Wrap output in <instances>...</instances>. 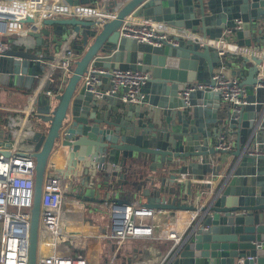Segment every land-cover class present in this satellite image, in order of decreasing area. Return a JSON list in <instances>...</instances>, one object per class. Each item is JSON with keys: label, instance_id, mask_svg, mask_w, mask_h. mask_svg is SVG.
<instances>
[{"label": "water", "instance_id": "95a60500", "mask_svg": "<svg viewBox=\"0 0 264 264\" xmlns=\"http://www.w3.org/2000/svg\"><path fill=\"white\" fill-rule=\"evenodd\" d=\"M59 2L72 10L103 6L101 0ZM103 12L114 15L92 18L70 12L43 18L31 33L35 50L11 48L0 57V87L27 102L21 111L26 120L20 143L36 159L28 264L37 263L43 182L48 161L60 145L72 149L69 170L86 189L78 195L83 201L129 203L131 199L111 195L122 189L124 172L135 173L148 164L150 170L162 168L164 176L144 180L153 185L145 188L143 182L145 206L186 216L208 198L186 236L181 264H236L237 258L247 256L264 264V154L250 153L255 143L264 142V78H259L263 60L247 58L241 79L247 103L240 114L228 105L221 107L215 91L193 92L188 102L179 96L190 83L214 84L213 71L228 64V57L219 53L225 45L263 47L264 0L115 1ZM130 17L170 24L197 38L174 35L177 44L161 46L124 38L120 28ZM24 21L35 23L30 17ZM69 38L75 58L72 72L52 73L55 80L48 79L34 96L55 59L41 47H61ZM91 65L148 72L151 78L141 87L140 102H123L125 89L95 98L83 83ZM98 76L106 83L99 89H111V75ZM49 89L51 95L46 94ZM211 97L214 103L207 101ZM224 131L236 135L229 163L213 142ZM7 134L10 140L11 131Z\"/></svg>", "mask_w": 264, "mask_h": 264}, {"label": "built area", "instance_id": "2783aa9c", "mask_svg": "<svg viewBox=\"0 0 264 264\" xmlns=\"http://www.w3.org/2000/svg\"><path fill=\"white\" fill-rule=\"evenodd\" d=\"M0 0V57L5 56L11 48L24 47L27 50H35V40L31 36L34 25L46 17H56L61 12H51L48 7L62 4L60 0ZM112 2L114 0H102ZM127 2L129 0H120ZM83 8L80 7L77 9ZM88 9V8H87ZM74 12L69 8V12ZM77 13V12H74ZM79 14V13H77ZM81 16V14H79ZM86 15V14H83ZM109 18L114 15L106 14ZM88 16V15H87ZM35 19V23H26V18ZM236 27H240V22ZM120 35L124 38L135 39L140 43L161 46L164 42L177 44L174 35L197 38L180 28L166 23L147 20L142 17H130L120 28ZM58 51L54 60L49 62L48 73L61 72L70 74L73 70L74 59L70 50V42ZM209 44L214 43L208 41ZM203 44V41H202ZM228 45L219 51L223 56L228 51ZM236 51L245 54L251 51L263 60L259 69V78H264V45L262 48L235 47ZM47 74V73H46ZM111 75V89L100 90V84L106 85L98 75ZM151 78L148 72L138 69L105 68L91 65L84 77V85L96 98L110 95L118 90H124L122 100L125 103H138L141 100V87ZM211 83H190L179 93L186 102L190 95L196 91H215L220 94L225 106L240 114L246 105L245 87L241 79L231 75L227 68L220 67L213 71ZM43 87V85H42ZM37 94V85L34 96ZM51 95V90H46ZM22 116L14 123L11 131L12 138L7 139V132L0 138V264H28L29 262V238L32 206L34 201L35 165L34 153L25 150L21 146L22 125L26 116ZM19 126V128H18ZM264 142L255 143L251 154H264L259 146ZM235 137L231 132L219 134L216 146L217 150L229 153L234 150ZM72 149L67 146H58L48 161L43 182V194L41 200V214L39 220L38 256L36 264H116L115 260L119 250L129 240L148 239L159 241H173L170 250L160 258L159 264H181V252L193 221L199 213V207L203 206L207 199L197 202V209L185 212L186 216L174 213L165 216L162 210L152 209L138 200L132 198L129 203L113 204L108 201L99 204L102 207L100 213L105 214L95 221L86 217V210L82 202L72 198L74 186L70 181L69 170L72 159ZM209 180H201L208 182ZM142 184L139 183L141 189ZM212 182V181H211ZM214 184L215 181H213ZM70 197V198H69ZM137 200L136 202L134 201ZM80 211V212H79ZM167 227V229L165 228ZM89 242L99 245L95 256L91 257L93 248ZM77 248H83L87 254L77 255ZM259 264L253 256L239 257L236 264Z\"/></svg>", "mask_w": 264, "mask_h": 264}, {"label": "crops", "instance_id": "0c3cea01", "mask_svg": "<svg viewBox=\"0 0 264 264\" xmlns=\"http://www.w3.org/2000/svg\"><path fill=\"white\" fill-rule=\"evenodd\" d=\"M115 1L119 2V4L124 3V1H120V0H114V1H112L110 3L103 1L102 2L103 6L102 7L99 6V8L96 9L98 11L94 15H89L90 13L88 11H82V12L78 11V13L81 14V15L86 14V15H88V17L94 18L95 15H99L100 12L104 13L103 11H105V10H107V11L109 10L110 11V7L112 6L113 3H115ZM62 7H64V6L56 3V5H51L50 7H48V10L49 11H56L57 9H60ZM257 43L261 44V42L259 40L257 41ZM65 44H63L61 47H56V46H53V45H51L49 47H46V48L45 47H41V50L43 52L48 53L49 55L50 54L55 55L58 51H60L65 46ZM227 48H228V51L231 52L230 53V56L227 58V60H228V64H227V67H226L227 68V71L231 75L236 76V77H238L240 79L245 78V76H246V69H247V66H248L247 63L249 64V61L247 60V58L249 57V55L248 54H245L244 55L242 53L240 54V53H238V51L233 50V48H231L229 45H228ZM219 68L220 67H218L216 69H219ZM48 79L55 80L54 77L52 76V73H48L47 72V74L44 75L43 80L37 86V93H39V90H42V89L44 90V88H43L44 87V84H45V82ZM42 85H43V87H42ZM13 97H16V98L14 100L13 99L11 100V98L8 97V94L5 91V89L3 87H0V123L3 122V121H5L4 122L6 124L5 130H6L7 133L9 131H12L14 129V123H16L17 120L19 118H21V116H22L23 119L25 118L24 116H26L25 114H22L21 111H22V109L27 108V106H26L27 102H25V100L23 99L22 95L21 96L20 95H12V98ZM9 100L12 101L11 104L9 103ZM207 101L208 102L210 101L211 103H214V99L212 97L209 98ZM31 103H30V105H31ZM223 106H225V105L223 104V102H221V107H223ZM30 107L31 106L28 105V110L30 109ZM9 121H10V124H11L10 126L7 125V123ZM3 132H5V131H3ZM3 136L6 137V135H4V134H3ZM234 137L236 139V135H234ZM217 138H218V136L213 139V142L214 143H216ZM235 149L236 148H234V150ZM232 152H229V153H220V156L223 159L227 160V162L229 163V161L233 158ZM148 165H150V164H148ZM148 165H147V167L142 168V170H140L139 168H137V169H139V170H137V172L132 173V174L130 173L129 174V178H127L125 180L122 189H120L117 194H112L111 195V198L112 199H115V198L118 197L120 199H126V198L127 199H132V196H135V198L137 200L139 198H141L140 201L143 202V203H146L147 199L144 196V194H142L143 192L141 193V191L144 188L141 189V186H139V183L142 184V181L146 180L147 178H153L154 179V178H162L164 176V173H162V168H158L157 170H150L148 168ZM71 173H72L71 174L72 177L70 175L69 178H70V181L72 182V184L74 186V189H75V190H73V193H72L71 197L78 199V195L80 193H84L86 191V189L81 184V178L80 177H76L73 172H71ZM165 176H168V175L165 174ZM158 182H160V181H158ZM156 184L157 183H155V185ZM158 185L159 184H157V186ZM152 186L153 185H151V183H149L148 181L144 182V187L145 188L151 189ZM100 191H101L100 193H104V194L109 192L108 190L107 191L100 190ZM78 200H79V202L80 201L82 202V206L86 210V217L88 219L90 217L93 218V219H96V218L99 219V218L103 217V215H105L103 213L101 214L100 211H99V210L102 211L101 205H96L94 203H89L87 201H83L82 199H78ZM137 200L134 199L135 202ZM163 213H164L165 216L172 215L169 212H163ZM98 219H96V220H98ZM165 228L167 229V227H165ZM98 246L99 245H96V248ZM168 250H170V249L164 250L163 253L166 254ZM153 252H155V251H153ZM160 252H161V250H160ZM159 260H160V258H159ZM157 264H159V261L158 260H157Z\"/></svg>", "mask_w": 264, "mask_h": 264}, {"label": "rangeland", "instance_id": "374dc122", "mask_svg": "<svg viewBox=\"0 0 264 264\" xmlns=\"http://www.w3.org/2000/svg\"><path fill=\"white\" fill-rule=\"evenodd\" d=\"M50 2L54 3L55 1L50 0ZM8 97H10L11 100L12 99L14 100L16 98V97L12 98L11 94H9ZM11 100H9L10 104L12 103ZM7 125L8 126L11 125L10 121L7 123ZM3 134H4L3 130L0 129V138L3 136ZM88 244L91 245L93 248L92 252L89 253L90 256L93 257L95 256L96 253V245L93 242H89ZM124 244L125 245L119 250V253L116 257L115 260L116 264H157V260L159 261V258L165 255L163 251L169 249L174 243L173 241H168V240L159 241L157 239L156 240L137 239V240L128 241ZM152 250L155 252H153ZM76 253L77 255L80 256L83 254H87V252L83 248L81 249L77 248Z\"/></svg>", "mask_w": 264, "mask_h": 264}, {"label": "bare ground", "instance_id": "6f19581e", "mask_svg": "<svg viewBox=\"0 0 264 264\" xmlns=\"http://www.w3.org/2000/svg\"><path fill=\"white\" fill-rule=\"evenodd\" d=\"M81 9H77V8H75V9H73V11L74 12H77L78 13V11H80ZM83 11H88L90 14L89 15H94L98 10H95V9H93V10H89V9H87V8H83ZM52 12V11H51ZM55 12H61V13H67V12H69V7H62V8H60V9H57ZM80 12H82V11H80ZM54 13V12H53ZM100 14H103L102 12H100ZM233 48V50H236V48L235 47H232ZM250 52L251 51H247L246 53H248V54H250ZM238 53H240L241 54V52H238ZM243 54V53H242ZM27 114H28V112H27Z\"/></svg>", "mask_w": 264, "mask_h": 264}, {"label": "trees", "instance_id": "16d2710c", "mask_svg": "<svg viewBox=\"0 0 264 264\" xmlns=\"http://www.w3.org/2000/svg\"><path fill=\"white\" fill-rule=\"evenodd\" d=\"M124 174H125V180L127 179V178H129V173L128 172H124ZM145 240H148V239H145ZM129 241H131V240H129ZM128 242V241H127ZM147 242V241H146ZM157 242V241H156ZM156 242H154V243H156Z\"/></svg>", "mask_w": 264, "mask_h": 264}]
</instances>
